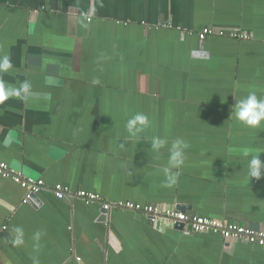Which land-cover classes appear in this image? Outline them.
I'll list each match as a JSON object with an SVG mask.
<instances>
[{
  "label": "crops",
  "instance_id": "obj_1",
  "mask_svg": "<svg viewBox=\"0 0 264 264\" xmlns=\"http://www.w3.org/2000/svg\"><path fill=\"white\" fill-rule=\"evenodd\" d=\"M207 28L249 39L210 36ZM0 163L47 188L30 204L0 177V264H264V247L162 228L143 213L59 200L56 184L264 229V127H245L236 99L264 98V0H0ZM137 113L149 126L131 137ZM166 144L153 150L152 140ZM187 143L184 165L169 149ZM20 230V243L17 239Z\"/></svg>",
  "mask_w": 264,
  "mask_h": 264
},
{
  "label": "built area",
  "instance_id": "obj_2",
  "mask_svg": "<svg viewBox=\"0 0 264 264\" xmlns=\"http://www.w3.org/2000/svg\"><path fill=\"white\" fill-rule=\"evenodd\" d=\"M210 36L230 37L233 39H249V36L236 31L218 30L214 28L204 29L200 34L201 40H206ZM0 177L10 179L25 190L23 204H30L34 197L39 195L47 188L43 179L27 178L21 171L12 169L6 163H0ZM51 190L59 200L76 197L87 205L95 203L102 204L103 210L108 214L112 209H125L133 212L143 213L152 222L183 224L184 229L198 234H215L221 236L224 240L241 241L250 245H260L264 247V229H253L231 223L224 220L189 215L175 209L164 208L155 205H140L131 201H120L117 203H108L102 197L94 192L79 190L75 193L63 184L54 185Z\"/></svg>",
  "mask_w": 264,
  "mask_h": 264
},
{
  "label": "clouds",
  "instance_id": "obj_3",
  "mask_svg": "<svg viewBox=\"0 0 264 264\" xmlns=\"http://www.w3.org/2000/svg\"><path fill=\"white\" fill-rule=\"evenodd\" d=\"M10 56L7 54L0 55V71H8L12 69ZM31 88V84L28 81H24L20 88L17 89L12 85H5L0 82V104H3L7 100L13 97H18L21 93L27 94ZM234 118L242 125L248 128L256 129L264 127V98H258L253 92L249 93L246 97L236 99V103L231 109L230 119ZM149 126V119L143 113H137L127 121L126 129L131 137H136L142 133ZM166 144V141L154 137L152 140V149L159 151ZM188 148L187 143L181 139H177L172 143L169 149L168 167L164 168V174L167 179V185L170 187L174 185L178 180V174L170 173L171 168H181L185 162V149ZM248 175L257 180L264 176V161L261 160L259 155H253L247 163ZM18 233L17 239L14 243H20L19 233L20 230H16Z\"/></svg>",
  "mask_w": 264,
  "mask_h": 264
},
{
  "label": "water",
  "instance_id": "obj_4",
  "mask_svg": "<svg viewBox=\"0 0 264 264\" xmlns=\"http://www.w3.org/2000/svg\"><path fill=\"white\" fill-rule=\"evenodd\" d=\"M36 197H34V200H36ZM103 213H104V216L102 217V221H107L108 212L103 210ZM158 225L162 228L171 227V228H175V229H179V230H184L183 224H172V223L159 222ZM191 233H193V232H191Z\"/></svg>",
  "mask_w": 264,
  "mask_h": 264
}]
</instances>
